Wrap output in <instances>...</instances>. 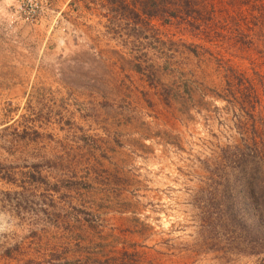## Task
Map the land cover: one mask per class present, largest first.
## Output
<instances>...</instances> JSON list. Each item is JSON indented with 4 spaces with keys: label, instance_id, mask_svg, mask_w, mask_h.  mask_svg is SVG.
I'll list each match as a JSON object with an SVG mask.
<instances>
[{
    "label": "rangeland",
    "instance_id": "374dc122",
    "mask_svg": "<svg viewBox=\"0 0 264 264\" xmlns=\"http://www.w3.org/2000/svg\"><path fill=\"white\" fill-rule=\"evenodd\" d=\"M0 264H264V0H0Z\"/></svg>",
    "mask_w": 264,
    "mask_h": 264
}]
</instances>
